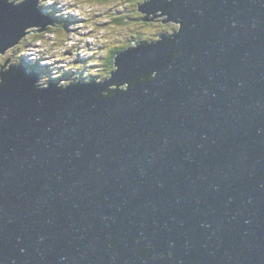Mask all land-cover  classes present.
Here are the masks:
<instances>
[{
	"label": "water",
	"instance_id": "95a60500",
	"mask_svg": "<svg viewBox=\"0 0 264 264\" xmlns=\"http://www.w3.org/2000/svg\"><path fill=\"white\" fill-rule=\"evenodd\" d=\"M137 10L179 29L102 81L1 66L0 264H264V0ZM49 24L0 0V54Z\"/></svg>",
	"mask_w": 264,
	"mask_h": 264
},
{
	"label": "rangeland",
	"instance_id": "374dc122",
	"mask_svg": "<svg viewBox=\"0 0 264 264\" xmlns=\"http://www.w3.org/2000/svg\"><path fill=\"white\" fill-rule=\"evenodd\" d=\"M15 1L20 3L24 0ZM94 1L38 0L42 12L56 20V24L54 26L49 24L43 31L35 30L26 33L23 39L11 46L12 50V48L21 45V48L17 47L22 54L18 63L22 64L25 57L31 62L33 60H40L44 63L63 62L62 65L60 63L53 64L61 75V67L68 70V65L74 67L82 64L84 68H87V71L94 68L102 73V80L106 76L104 72L109 70V66L105 65L106 54L108 55L115 46L132 45L134 43L132 38L156 40L159 33L174 31L172 25L167 22L162 23L163 26L152 20H141V15L144 16L145 13L137 10L138 2L136 0H111L106 4ZM123 13L124 21L116 22L115 16ZM149 15L152 14H148V17ZM57 17H60V22ZM177 29L179 28H175V31ZM33 37L38 39L33 41L31 40ZM23 40H25L24 43H22ZM11 50L8 49L5 54H0V68L8 57L11 58ZM13 57L17 59L16 56ZM100 57L101 59H99ZM11 62H14L12 58L9 65ZM13 65L16 66L14 63ZM5 67L8 68V65ZM26 68L28 70L30 67ZM78 72L79 70L76 73ZM57 76V71H50L52 79ZM42 78L45 80L49 77ZM63 83L65 84L66 80Z\"/></svg>",
	"mask_w": 264,
	"mask_h": 264
},
{
	"label": "trees",
	"instance_id": "16d2710c",
	"mask_svg": "<svg viewBox=\"0 0 264 264\" xmlns=\"http://www.w3.org/2000/svg\"><path fill=\"white\" fill-rule=\"evenodd\" d=\"M96 2H98L99 4H105V3H107L108 2V0H95ZM94 1V2H95ZM136 2H138V0H136ZM123 5H125V4H123ZM118 14V13H117ZM123 17H124V13L123 14H119V16H115V20H116V22H121V20L122 21H124V19H123ZM59 21V20H58ZM60 21H61V19H60ZM68 21H71V20H68ZM62 22H64V21H62ZM172 23H174V22H172ZM177 26H178V24H177ZM170 32V31H169ZM173 32V31H172ZM36 39H38V38H36V37H33V38H31V40H33V41H35ZM135 39V38H134ZM24 41L25 40H23V42L22 43H24ZM128 46H130V45H128ZM127 45H121V46H115L113 49H112V51L106 56V60H105V65H107V66H109V68L110 67H115V65H114V61H115V56H116V54L118 53V52H120L121 50H123V49H125V48H127L128 47ZM17 47L18 48H21V45H19V46H16L15 48H12V56H11V58H12V61H14V62H11L10 63V65H13V63L14 64H16V65H21L20 63H18L19 62V59L20 58H22V54H20V52L21 51H19L18 49H17ZM20 54V55H19ZM13 56H16L17 57V59H15ZM3 58V57H2ZM25 59H26V61H27V64L29 65V66H31L30 68H37V67H39V71H40V74H41V76H43V77H46V76H48L49 78H46L45 80H43V82L44 83H49L50 81H52V80H56L57 78H54V79H52L51 77H50V71L51 70H55V71H57L58 72V76H60V77H62V78H66V77H70V76H73V75H77L76 77H77V79H94V78H97V79H100V78H102V73H100L99 71H97V70H95L94 68L93 69H91V70H88L87 71V69L86 68H84L83 67V65L81 64V65H75L74 67H72V66H69L68 65V63H67V65H68V70H64L62 67H61V73H62V75L59 73V71H58V68H56V67H54L53 66V64H55L56 63V65H57V63H63V62H54V63H43L42 61L40 62V60H35V61H29V60H27V58L25 57ZM22 62H24V60H22ZM32 63H36L35 65L33 64L32 65ZM46 64V65H45ZM62 65V64H61ZM67 65H65V66H67ZM70 67V68H69ZM6 69V68H5ZM41 69V70H40ZM46 69H48V70H46ZM31 70V69H30ZM44 70V71H43ZM77 70H79V72L78 73H76L77 72ZM114 70V69H113ZM112 70V71H113ZM112 71H110V73L112 72ZM82 72H83V75H82ZM109 71H107L106 73H108ZM109 73V74H110ZM60 77H58V78H60ZM76 79V80H77Z\"/></svg>",
	"mask_w": 264,
	"mask_h": 264
},
{
	"label": "clouds",
	"instance_id": "9594fccd",
	"mask_svg": "<svg viewBox=\"0 0 264 264\" xmlns=\"http://www.w3.org/2000/svg\"><path fill=\"white\" fill-rule=\"evenodd\" d=\"M143 1H144V0H143ZM141 2H142V1H141ZM141 2H140V3H141ZM150 16H151V15H150ZM57 18H59V19H57V20H60V17H57ZM75 18H77V17L75 16ZM79 18H80V17H79ZM79 18H78V19H79ZM174 31H175V30H174ZM159 35H160V34H159ZM159 35H158V36H159ZM136 39H138V38H135L134 40H136ZM155 39H158V37L155 38ZM152 41H153V40H152ZM133 44H134V43H133ZM130 46H131V45H130ZM128 47H129V46H128ZM24 60H25V61H24V62H21V63L24 64V65H26V67H27V66H28L27 61H26V59H24ZM33 64L35 65L36 63H32V65H33ZM26 69H27V68H26ZM114 69H115V67H114ZM33 70H35V71H37V72L39 73L38 80H39V82H40L39 84H40L41 86H47V85H49V84H51V83H53V82H57V81H59V80H60V81L58 82V84L63 85V86H66V85L71 84V83H74V82H87V81H91V80L102 81V80L106 79V78H104V79H102V80H101V78H100V79H97V78H96V79H95V78L93 79V78H92V79H87V80H86V79H77V80H75V81H71V82H69V83L66 82V83L64 84L63 81H64L65 79L62 78V77H60V76H59L60 78H58V76H57V77H56L57 79H56L55 81H50L49 83H47V82L44 83V82H43L44 79L42 78L43 76H41V74H40L39 67H37V68H31V70H30V68L28 69V71H33ZM40 70H41V69H40ZM43 71H44V70H43ZM110 74H111V73H110ZM109 77H110V75H109L107 78H109ZM62 79H63V80H62ZM123 87H124V86H123Z\"/></svg>",
	"mask_w": 264,
	"mask_h": 264
},
{
	"label": "flooded vegetation",
	"instance_id": "af4514ba",
	"mask_svg": "<svg viewBox=\"0 0 264 264\" xmlns=\"http://www.w3.org/2000/svg\"><path fill=\"white\" fill-rule=\"evenodd\" d=\"M109 1H111V0H108V2ZM141 1H143V0H139L138 1V3H137V6H139V4H140V2ZM106 4V3H105ZM140 12H142L141 10H139ZM132 13V12H131ZM143 13V12H142ZM141 14V13H140ZM152 14H154V13H152ZM141 18L143 19V15H141ZM162 20H164V21H166V19H165V17H163V16H157V17H155V18H153V22H159L160 24H162V23H164V21H162ZM59 22H60V20H59ZM167 22V21H166ZM169 25H172V28H174V30H175V28H178L179 26H177V24H175V23H172V22H167ZM163 26H164V24H162ZM161 33H163V32H161ZM161 33H159V34H161ZM165 33H167V32H165ZM131 40H134V38H132ZM106 56H107V54H106ZM99 59H101V57L99 58ZM85 60V59H84ZM96 64H98V63H96ZM87 69V68H86ZM114 69V66L113 67H110L109 68V72L108 73H106V72H104V75H106L105 76V78H107L110 74V71H112ZM102 75V74H101ZM77 75L75 74V75H73V76H68V77H66V78H64L65 80H66V82L67 83H69V82H71V81H75L76 79H77V77H76ZM103 76V75H102ZM96 79V78H95Z\"/></svg>",
	"mask_w": 264,
	"mask_h": 264
},
{
	"label": "bare ground",
	"instance_id": "6f19581e",
	"mask_svg": "<svg viewBox=\"0 0 264 264\" xmlns=\"http://www.w3.org/2000/svg\"><path fill=\"white\" fill-rule=\"evenodd\" d=\"M163 17H165V16H163ZM167 22H174V23H176V24H178V26H180V23L179 22H176V21H167ZM173 32H167V34H172ZM132 45H135V44H132ZM27 60H29L28 58H27ZM30 61V60H29ZM33 61H35V60H33ZM10 62V61H9ZM9 62L7 63V65L9 66ZM44 63V62H43ZM29 66V65H28ZM29 67H31V66H29ZM31 69V68H30ZM122 86H124V84H121V85H118V87H122Z\"/></svg>",
	"mask_w": 264,
	"mask_h": 264
}]
</instances>
